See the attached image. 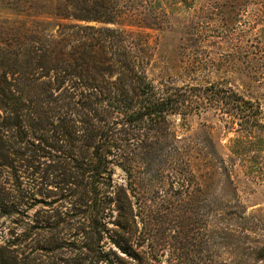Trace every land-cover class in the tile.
<instances>
[{
	"label": "rangeland",
	"instance_id": "obj_1",
	"mask_svg": "<svg viewBox=\"0 0 264 264\" xmlns=\"http://www.w3.org/2000/svg\"><path fill=\"white\" fill-rule=\"evenodd\" d=\"M84 1L122 11L108 24L57 15ZM69 22L124 30L131 58L156 91L180 93V109L157 124L88 115L66 103L91 89L42 78L64 94L43 114L37 157L0 160V207L17 212L0 210V247L16 248V264H263L264 181L232 151L245 112L229 102L251 100L264 118V0H0V63L31 70L37 40ZM108 56L128 62L115 46ZM89 133L118 145L96 190Z\"/></svg>",
	"mask_w": 264,
	"mask_h": 264
},
{
	"label": "trees",
	"instance_id": "obj_2",
	"mask_svg": "<svg viewBox=\"0 0 264 264\" xmlns=\"http://www.w3.org/2000/svg\"><path fill=\"white\" fill-rule=\"evenodd\" d=\"M71 5V9L65 8L64 12H58L57 15L69 21L93 20L108 24L117 22L115 19L122 11L118 3L107 6L92 1L89 5L84 1L82 4L76 2ZM78 22L61 23L57 33L50 35L49 40L44 36L37 40V52L35 51V56L31 58L34 59L31 70L22 69L18 65L8 72V67L12 65L6 64L5 61L0 63V76L3 77L0 79V160L9 168L14 167L13 161L21 159L31 162L37 157V128L44 129L43 114L47 116L52 112L55 109V101L64 94L54 96L49 90L51 81L39 82L42 78L48 77L53 82H59L57 90L63 88L68 80L73 91L81 90L79 93H82L91 89L86 93L89 97L84 101H73L72 93L69 94L70 97L67 96L66 103L67 108L77 112L82 109L88 115L98 110L106 115L116 111L123 115L129 124H138L141 121L157 124L166 121L169 113L180 109V93L165 95L156 91L140 66L141 62L136 57L131 58L128 48L133 46L123 42L125 38L121 36L124 35V30L109 27L97 29L95 26ZM112 46L119 52L118 58H121L120 55L125 56L128 62L119 65L118 62L122 60L117 63L110 62L108 47ZM115 73L119 76L113 79ZM40 84L43 88L37 91ZM230 98L232 108L245 112L240 123L243 130L236 137L232 151L241 157L249 173L264 181V118L261 106H256L251 100L242 97ZM45 123L47 124L46 121ZM94 126L90 124L93 132ZM109 135L107 134V138L105 135V140L103 136L95 140L96 135L89 133L90 142L96 141L92 150V158H96V161L90 170L93 190L102 179V183L108 186L107 179L105 180L109 174L108 155H111L112 148H118L115 140ZM8 150L12 152L8 153ZM0 210L2 214L7 215L16 212L15 207L6 204H3ZM244 215L246 219L247 215ZM250 223H253L251 219ZM251 224L247 228L252 227ZM11 246L5 244L0 247L1 257H4L6 252L9 258V262L2 258L1 264L17 263L18 253L16 248L12 249ZM255 251L257 252H253L256 253V258L264 261V247Z\"/></svg>",
	"mask_w": 264,
	"mask_h": 264
}]
</instances>
